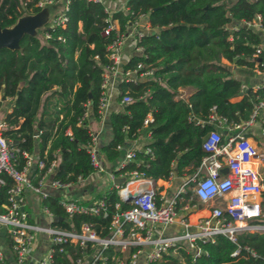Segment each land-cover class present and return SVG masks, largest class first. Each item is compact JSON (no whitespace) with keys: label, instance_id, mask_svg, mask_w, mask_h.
Instances as JSON below:
<instances>
[{"label":"trees","instance_id":"16d2710c","mask_svg":"<svg viewBox=\"0 0 264 264\" xmlns=\"http://www.w3.org/2000/svg\"><path fill=\"white\" fill-rule=\"evenodd\" d=\"M36 3L0 0V28L39 12ZM123 7L108 12L98 1L68 0L63 25H44L39 36L24 35L17 49H0V95L10 99L1 133L18 150L13 159L18 169L25 161L23 153L33 155L36 141L35 157L42 166L31 170L32 183L53 160L56 165L51 177L62 182L75 183L77 177L86 179L95 172L87 150L91 136L85 115L89 110L94 118L99 117L102 73L111 62L108 45L141 16L147 18L149 27L136 43L141 53L130 55L120 67L125 71L141 64V71L151 69V73L144 79L119 83L118 100L128 94L132 101L109 115L112 136L98 147V153L107 162L117 160L116 147L135 139L149 115L146 147L151 155L135 151L141 162H128L120 172L137 170L152 180H167L172 162L177 175L185 167L186 172H194L205 154L201 142L211 128L206 122L210 109L225 124L238 123L249 118L253 104L263 96L261 90L241 91L229 65L263 68L252 55L260 42L259 30L242 22L258 16L259 29L264 30V0H124ZM109 25L113 28L104 33ZM179 87L191 90L186 100L174 99ZM11 141L15 143L11 145ZM3 179L0 211L11 184L8 177ZM190 195L187 191L185 199ZM94 199L103 201L107 216L77 215L70 220L75 228L82 222L91 224L95 233L104 236L113 205L119 202L116 189L110 187ZM119 203L122 209L128 207ZM41 204L55 215H63L57 198L46 197ZM59 224L68 226L64 221ZM195 245L200 251L195 256L179 245L167 248L154 264H264V233H238L235 243L216 235L212 243L196 241ZM237 246L239 253L230 256ZM243 246L257 257H250ZM64 251L66 255L62 252L54 257L55 264L80 256V249L72 244ZM104 253L106 264H114L108 254L117 251Z\"/></svg>","mask_w":264,"mask_h":264},{"label":"built area","instance_id":"2783aa9c","mask_svg":"<svg viewBox=\"0 0 264 264\" xmlns=\"http://www.w3.org/2000/svg\"><path fill=\"white\" fill-rule=\"evenodd\" d=\"M93 1L101 2V0ZM57 3L60 6L54 15L49 20H45L40 28L44 25H63L66 21L64 12L68 0H37L36 6L40 8V11H45L47 7ZM105 10L110 12L106 7ZM137 21L129 25H134L136 28ZM258 21L259 18L256 16L254 20L243 22V24L246 27L259 28ZM111 28H113L112 25L107 26L104 33ZM260 30L264 33L262 28ZM126 35L124 33L108 45V58L111 62L102 73L101 95L97 105L99 115L106 107L109 81L119 72L120 44ZM142 35L141 30L135 29L134 49L139 53H141V47L136 43ZM44 36L46 37L47 34L44 33ZM252 55L259 59L264 69V47H256ZM141 68L142 65L137 64L130 70L122 71V80L135 81L150 75L151 69L141 71ZM259 89H262L263 96L253 104L249 118L245 121L225 124V119L216 116L210 109L206 122L216 120L226 128L228 133L222 137L217 130L210 129L204 135L201 148L205 154L200 159L199 165L193 174L169 196L165 195V191L156 188L153 180L143 176L140 171L120 172L121 168L135 158V150H125L118 163L108 171V178L111 181V187L116 189L119 202L126 203L128 207L122 209L119 202L114 203V211L109 216L104 236L95 233L91 224L82 222L75 228L70 220L77 215L107 216L103 201L93 199L89 203H81L61 196L60 192L68 190L74 183L62 182L50 177L56 160L51 161L36 183H32L31 170L35 166L41 167L42 162L35 156L22 152L25 161L18 169L13 161L14 154L18 150L10 146L2 135L1 131L5 128V124L1 122L0 186L4 184L3 176L8 177L11 184L6 188L5 203L1 204L0 211V231H3L4 242H6L3 244L0 241V264L5 262L6 247L14 264L27 263L31 258L34 237L38 235L44 236L47 248L44 257L35 259L33 264H55L54 257L62 252L66 255L64 248L71 244L80 249V256L70 262L57 264H106L107 255L104 252L108 249L118 253L108 254L114 260V264H133L138 257H142L141 264H154L160 261L162 254L169 247L175 248L182 245L195 256L200 252L195 245L196 241L212 243L216 235H222L235 243L238 233L245 231L264 233V150L259 149L245 134L246 128L255 120L259 121L261 132L264 134V86ZM241 91H243L242 85ZM131 101V97L124 94L120 97L119 104L122 107ZM150 121L151 118L147 115L142 120V127H146ZM89 134L91 143L87 150L90 164L95 172H101L103 167L95 145V136ZM116 148L120 150L122 145ZM143 152L151 155L148 147H145ZM222 169H226L224 173ZM118 178H122L123 181L115 182ZM80 180L77 177L76 183ZM45 184L54 196L42 190ZM190 186L196 200L200 204L208 205L206 216L196 219L193 230H189L190 225L181 218L179 223L184 227L182 231L163 235V229L175 222L178 204L185 198V189ZM25 191L38 195L41 200L49 196L57 198V204L62 209L63 215L57 216L46 206L41 205V213L49 221L46 225L37 223L35 217L26 208ZM127 193H134V198L127 200ZM61 221L67 222L68 226L59 224ZM242 249L250 257H257V254L249 247L243 246ZM239 250L240 247L237 246L230 256H236Z\"/></svg>","mask_w":264,"mask_h":264},{"label":"crops","instance_id":"0c3cea01","mask_svg":"<svg viewBox=\"0 0 264 264\" xmlns=\"http://www.w3.org/2000/svg\"><path fill=\"white\" fill-rule=\"evenodd\" d=\"M101 3L104 4V6L110 11H114L117 9H122L124 6V0H101ZM59 4V3H57ZM56 5V4H55ZM55 5H52L50 7H47L45 9V20H49L54 13L56 12L57 7ZM60 6V4H59ZM243 24V22H242ZM255 30H259L260 37H259V47H264V33L257 27H252ZM40 28H37L35 30L34 35L39 36V30ZM137 30H141L143 33H146L149 31V27L147 24V18L145 16H141L136 24V28L134 25H128L125 34V38L122 40L120 44V54H121V62L118 67V74L115 77H112L109 81V85L107 87L108 96H107V102L106 107L104 111L99 115V117L96 119L92 116V114L87 111L86 114V122H87V128L89 130V133L92 134V136H95V145L97 147H100L101 145L107 143L111 136V128L109 126V115L113 112H118L121 110V106L119 104L118 100V85L122 81L121 76V64L124 63L130 55L136 54L139 52L134 49V40H133V33ZM225 62V61H223ZM227 63V62H225ZM231 68V75L234 79L238 80L244 89H250L252 92H255L261 87L264 86V69H259L257 67L254 68H246V67H237L233 65H229ZM144 79V78H140ZM191 93V90L186 87H179L177 89V93L174 96V99H183L186 100ZM3 96L0 95V123L2 122V118L6 112L10 110V99L9 98H2ZM238 98H235L234 100H237ZM264 114V111H263ZM208 124L211 126L210 129L217 130L222 137L227 135L226 128L219 124L216 120H213L211 122H208ZM209 129V130H210ZM208 130V131H209ZM207 131V132H208ZM148 128L141 127V129L138 132V135L133 140H127L122 145V149L119 151V157L114 162H107L105 158L99 154V160L100 164L103 167V171L101 172H93L90 174L86 179H81L79 182H75L68 190L61 191L60 195L67 194L69 198L75 199L81 203H89L91 202L95 195L97 193H100L112 186L111 181H109L108 178V171L113 168L118 161L122 158L125 150H135V151H143V149L146 147V145L150 141V136H147ZM206 132V133H207ZM246 136L250 137L251 140L257 145V143H260V141L264 140V134L261 132V125L259 121L255 120L252 122L251 125H249L245 130ZM34 135H36V132H34ZM14 141H11V145L14 144ZM261 149V148H260ZM264 150V147L261 149ZM37 153V144L36 141H34L33 146V155L36 156ZM132 161L135 163L141 162L140 159L134 158ZM131 162V161H130ZM171 171L169 172L171 175H168L167 180H153V184L156 188L159 190H164L165 195L169 196L171 195L175 189L185 182L192 174L186 172L188 170L187 167L184 168V171L177 175L175 173V170H173L174 163H170ZM223 173L225 171H222ZM51 177V176H50ZM116 180V179H115ZM44 192H49L51 196H54L50 191V189L47 187V184H45L42 188ZM194 196V195H193ZM195 198V197H194ZM196 199V198H195ZM24 200L26 203V208L28 212L35 217V221L41 225H46L49 221V219L44 216L41 213V199L38 195H35L31 193L30 191L24 192ZM194 208H192L190 211H192L190 214L186 213L187 211L179 212L180 209H184V207H187V205H194ZM178 211L176 215V220L173 224L163 229V235H170L171 233H178L184 229L183 225L179 223V220L182 218L187 221V223L190 225L189 230H193L194 226L193 223L196 221L197 218L206 216L208 211V205L200 204L197 200L190 203V200L183 199L178 204ZM186 209V208H185ZM189 212V211H188ZM187 215V216H186ZM193 219H190L192 218ZM37 241L33 244L31 249V258L29 261L25 264H33L34 260L37 258L44 257L46 253L47 248V242L43 235H38L36 237ZM0 241L5 244L4 242V234L3 231H0ZM5 262L4 264H14L11 258V254L8 251V247L5 248ZM142 263V257H138L134 260L133 264H141Z\"/></svg>","mask_w":264,"mask_h":264},{"label":"water","instance_id":"95a60500","mask_svg":"<svg viewBox=\"0 0 264 264\" xmlns=\"http://www.w3.org/2000/svg\"><path fill=\"white\" fill-rule=\"evenodd\" d=\"M45 23V12L39 11L32 15H25L16 20L10 27L0 28V49L6 48L14 50L18 48V42L24 35H34L35 30ZM3 98V97H2ZM226 169H222L225 171ZM122 178H118L115 182H122ZM134 193L126 194V199L134 198Z\"/></svg>","mask_w":264,"mask_h":264},{"label":"rangeland","instance_id":"374dc122","mask_svg":"<svg viewBox=\"0 0 264 264\" xmlns=\"http://www.w3.org/2000/svg\"><path fill=\"white\" fill-rule=\"evenodd\" d=\"M55 7H59V4H56L55 5ZM0 115H1V113H0ZM257 147L260 149H262L263 147H264V140L263 141H260V143H257ZM191 186L190 187H188V188H186L185 190H186V192L187 191H190V193H191V195H190V197H188V200H190V201H195L196 199L194 198V196H193V193H192V191H191ZM162 191H164V190H162ZM63 196H65V197H68V195L67 194H65V195H63ZM184 200H185V198H184ZM194 206H195V204L194 205H187V207H185L186 209H180L179 210V212H182V211H187L186 213H188V214H190L192 211H190L192 208H194ZM178 211V210H177ZM189 211V212H188ZM187 216V215H186ZM190 219H193V217L192 218H190ZM37 238L36 237H34V240H33V244L37 241L36 240ZM174 251L172 252V255H174ZM159 262V261H158ZM157 263V262H156Z\"/></svg>","mask_w":264,"mask_h":264}]
</instances>
